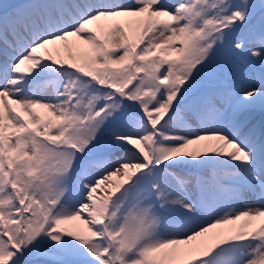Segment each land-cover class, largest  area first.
<instances>
[{
  "label": "snow or ice",
  "instance_id": "obj_1",
  "mask_svg": "<svg viewBox=\"0 0 264 264\" xmlns=\"http://www.w3.org/2000/svg\"><path fill=\"white\" fill-rule=\"evenodd\" d=\"M0 264H264V0L0 3Z\"/></svg>",
  "mask_w": 264,
  "mask_h": 264
},
{
  "label": "rangeland",
  "instance_id": "obj_2",
  "mask_svg": "<svg viewBox=\"0 0 264 264\" xmlns=\"http://www.w3.org/2000/svg\"><path fill=\"white\" fill-rule=\"evenodd\" d=\"M25 2H27V0H0V3H7V4H20Z\"/></svg>",
  "mask_w": 264,
  "mask_h": 264
}]
</instances>
